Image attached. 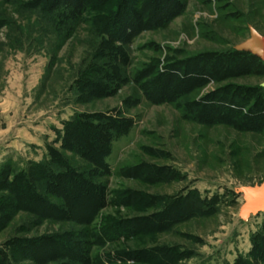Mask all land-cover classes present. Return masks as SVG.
<instances>
[{
  "label": "rangeland",
  "instance_id": "rangeland-1",
  "mask_svg": "<svg viewBox=\"0 0 264 264\" xmlns=\"http://www.w3.org/2000/svg\"><path fill=\"white\" fill-rule=\"evenodd\" d=\"M248 25L264 0H0V264H264L233 191L264 177V74L194 64ZM82 114L113 120L108 170L61 146Z\"/></svg>",
  "mask_w": 264,
  "mask_h": 264
},
{
  "label": "trees",
  "instance_id": "trees-1",
  "mask_svg": "<svg viewBox=\"0 0 264 264\" xmlns=\"http://www.w3.org/2000/svg\"><path fill=\"white\" fill-rule=\"evenodd\" d=\"M107 35V34H106ZM107 37V36H106ZM107 40V38L105 39ZM234 53L238 54H246V57H233L229 53L227 54H216V53H210L203 55L201 58V61L197 62L195 61V65H200L198 67V70H202L204 73H206L208 76H211L216 81H223L225 79L231 78L236 74H250V73H259L262 71L264 74V62L258 59L256 56L250 54V53H244L242 51H236L234 50ZM109 126L101 125L100 120L97 118H94V116H85V115H77L73 119H71L70 122L66 124V134L63 139V143L61 146L66 148H70L71 150H79V155L84 154H93L92 159L95 160L99 159V164L104 170H108V164L104 161L105 156L108 153V150L106 149V145L108 144V141L111 137V130L112 126H114L112 123V119L106 118ZM66 144V145H65ZM95 155V156H94ZM95 158H94V157ZM91 157V156H89ZM60 162L61 165L66 167V163L64 162V158L60 156V154H53L48 159H45L44 162L41 164L45 167V174L46 177L48 176L47 180H42L45 184H54L58 185L57 182L61 181L58 179H53L54 174L51 173L52 171V163ZM68 170V171H67ZM64 169L61 171L59 177L61 175H64L67 172H70L72 174H75V180L73 181L70 179V183L68 184V187L60 186L59 188L66 189V196H69V193L77 190L79 187L81 191H83L82 196L87 195V191L91 190L92 184L89 181L88 178L89 175L85 174V172H80L78 169H71L69 167L68 169ZM93 170L90 169L89 174L92 175ZM60 172V171H59ZM0 178V184L2 186L10 185L13 180L8 182V172L3 173ZM58 177V176H57ZM76 182V183H75ZM75 184V185H72ZM77 186V187H76ZM89 189V190H88ZM87 190V191H86ZM61 191V189H60ZM72 196V195H70ZM259 246H253V248L250 250L252 254L255 257H259L264 259V238L261 240ZM56 247V246H55ZM55 248H53L54 250ZM46 251V250H45ZM1 260V257H0ZM235 264H249L248 259H236L234 261ZM7 264V263H3Z\"/></svg>",
  "mask_w": 264,
  "mask_h": 264
},
{
  "label": "water",
  "instance_id": "water-1",
  "mask_svg": "<svg viewBox=\"0 0 264 264\" xmlns=\"http://www.w3.org/2000/svg\"><path fill=\"white\" fill-rule=\"evenodd\" d=\"M247 29V37L235 44L233 49L248 52L264 61L259 55L264 50V36L252 25H248ZM261 85L264 87V82ZM233 191L241 196L237 213L241 221L264 211V177L259 182L239 185Z\"/></svg>",
  "mask_w": 264,
  "mask_h": 264
},
{
  "label": "bare ground",
  "instance_id": "bare-ground-1",
  "mask_svg": "<svg viewBox=\"0 0 264 264\" xmlns=\"http://www.w3.org/2000/svg\"><path fill=\"white\" fill-rule=\"evenodd\" d=\"M260 57L262 58V59H264V50H262V52H260Z\"/></svg>",
  "mask_w": 264,
  "mask_h": 264
}]
</instances>
